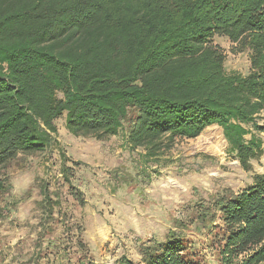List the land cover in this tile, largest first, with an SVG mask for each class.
Segmentation results:
<instances>
[{"label": "trees", "instance_id": "16d2710c", "mask_svg": "<svg viewBox=\"0 0 264 264\" xmlns=\"http://www.w3.org/2000/svg\"><path fill=\"white\" fill-rule=\"evenodd\" d=\"M214 35L249 50L248 73L225 70ZM262 111L264 0H0V193L8 163L47 149L62 116L75 136L125 127L146 162L217 125L248 171ZM201 200L197 219L222 222L210 233L221 262L264 264V171ZM183 235L169 230L139 244L140 262L117 264H199Z\"/></svg>", "mask_w": 264, "mask_h": 264}, {"label": "rangeland", "instance_id": "374dc122", "mask_svg": "<svg viewBox=\"0 0 264 264\" xmlns=\"http://www.w3.org/2000/svg\"><path fill=\"white\" fill-rule=\"evenodd\" d=\"M212 41L225 54L227 72L248 73L247 48L224 36ZM259 116L264 123V111ZM55 125L47 149L19 154L6 168L11 184L0 193V264H117L121 256L140 262L139 244L169 230L184 234L199 264H223L210 235L222 222L197 219V211L203 197L238 192L264 171V132L246 171L217 125L176 139L148 162L142 147H129L125 127L99 140L69 133L64 116Z\"/></svg>", "mask_w": 264, "mask_h": 264}]
</instances>
